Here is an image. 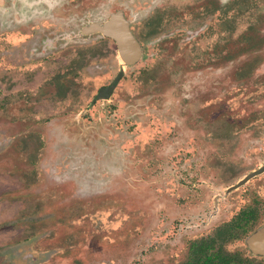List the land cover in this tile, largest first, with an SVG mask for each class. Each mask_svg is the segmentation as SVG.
Listing matches in <instances>:
<instances>
[{
	"label": "rangeland",
	"instance_id": "obj_1",
	"mask_svg": "<svg viewBox=\"0 0 264 264\" xmlns=\"http://www.w3.org/2000/svg\"><path fill=\"white\" fill-rule=\"evenodd\" d=\"M45 1L0 0V264H183L249 168L248 0ZM120 10L132 66L79 32Z\"/></svg>",
	"mask_w": 264,
	"mask_h": 264
},
{
	"label": "flooded vegetation",
	"instance_id": "obj_2",
	"mask_svg": "<svg viewBox=\"0 0 264 264\" xmlns=\"http://www.w3.org/2000/svg\"><path fill=\"white\" fill-rule=\"evenodd\" d=\"M23 1L25 6L29 7V0ZM257 1L260 2V0L247 1L248 5H250L247 13H251L252 15L246 35L250 48L249 58L244 63L245 65H241L236 69L240 74L245 75L247 82L249 120L247 128L250 136V139L247 141V160L249 162V168L246 173L242 174L236 180L235 185H230L226 189V197L213 199V210L207 212V214L211 216V219L218 218L219 223L214 221V229L210 233L204 235L203 239L201 238L190 244L188 257L183 264H264V19L260 24L261 14L258 13L259 16L256 17L252 14V12L258 10L256 6ZM261 1L264 4V0ZM51 2H53L52 6L50 5ZM45 3L51 9H54V5L60 6V2L56 4L53 0H46ZM216 11L219 12V8ZM118 12L123 14L129 23L132 34L141 46L142 58L143 48L141 42L134 33L132 24L124 11L120 10L112 13L102 24H85L80 29L78 28L80 30L78 31L81 33V36H90V38H92L91 36L102 37L105 40L113 41L119 53L117 43L114 39L95 30V26H104L111 19V16ZM36 18L37 15L33 14L25 22L28 23L27 25L35 22L37 24ZM38 26H41V24L39 23ZM206 30V22L203 20L199 34ZM58 37V40L63 41L62 37ZM57 49L58 45L56 46ZM33 50L37 51L38 49ZM33 50L32 52L30 51L31 55H33ZM215 51L219 53L218 48ZM36 54L35 52L34 55ZM215 63H217L215 66L217 68L218 64L220 65L219 59L215 60ZM122 66L110 85L99 89L94 98V102L99 100L107 101L112 98L117 85L125 74V66L123 68ZM121 71L122 76L113 92L108 96L102 94V90L110 88ZM100 94L101 96L99 98ZM222 200L228 203L221 205L220 202ZM204 207H206L205 204H203V209Z\"/></svg>",
	"mask_w": 264,
	"mask_h": 264
},
{
	"label": "water",
	"instance_id": "obj_3",
	"mask_svg": "<svg viewBox=\"0 0 264 264\" xmlns=\"http://www.w3.org/2000/svg\"><path fill=\"white\" fill-rule=\"evenodd\" d=\"M95 30L116 41L120 57L125 65H134L140 60L142 54L141 46L132 34L129 23L121 12L113 14L111 19L104 26H95ZM121 76L122 71L112 83L111 87L103 89L101 93L105 96L112 93ZM100 96L101 94L99 95V98Z\"/></svg>",
	"mask_w": 264,
	"mask_h": 264
}]
</instances>
